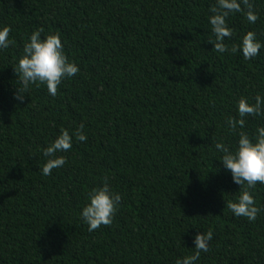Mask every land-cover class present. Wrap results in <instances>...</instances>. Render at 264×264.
Instances as JSON below:
<instances>
[{
	"label": "trees",
	"instance_id": "trees-1",
	"mask_svg": "<svg viewBox=\"0 0 264 264\" xmlns=\"http://www.w3.org/2000/svg\"><path fill=\"white\" fill-rule=\"evenodd\" d=\"M230 15L231 49L247 31L264 43V0ZM215 0H0V264H175L211 231L196 264H264V210L255 221L227 208L242 191L218 160L236 146L237 102L264 95V49L245 60L217 53L208 20ZM60 33L79 72L57 94L32 85L21 103L14 69L35 29ZM83 124L66 163L41 175L61 129ZM264 117H248L250 135ZM107 181L122 196L110 225L80 218ZM264 209V185L251 190Z\"/></svg>",
	"mask_w": 264,
	"mask_h": 264
},
{
	"label": "clouds",
	"instance_id": "clouds-1",
	"mask_svg": "<svg viewBox=\"0 0 264 264\" xmlns=\"http://www.w3.org/2000/svg\"><path fill=\"white\" fill-rule=\"evenodd\" d=\"M242 5L247 9L244 13L247 22L254 24L259 17L253 10L250 0H215V4L209 10L211 15L208 17L214 40L209 42L217 53L240 52L245 60H249L258 56L264 49V43L260 42L254 31H247L240 38L239 44L231 49L225 43L226 38L231 39L233 36V30L228 23L229 17L234 13L244 12ZM10 31L9 26H0V51L7 49L12 43L9 39ZM42 32V28L32 31L24 43L23 53L14 69L22 84V88H17L14 99L21 103L32 85H45L48 94L55 96L62 81L72 78L80 70L78 64L65 54L60 33L42 37ZM236 107L238 118L229 117L226 120L230 130L241 129L236 146L230 149L222 142H218L215 144V149L223 154L218 160L223 168L230 172L233 183L242 189L234 200L227 203V208L234 216L245 217L251 222L255 221L257 215L264 210L257 206L251 191L257 183L264 185V125L257 126L251 135L243 129L248 117H264V95L257 94L254 102L251 98L242 96ZM83 128L84 125L81 124L75 133L61 129L54 141L42 149L45 162L40 168L41 175L49 176L53 169L60 168L66 163V158L58 154L72 148L74 137L81 142L87 140ZM121 200V194L114 191L107 181L92 189L80 213V218L87 224L88 231L93 232L102 225H110ZM212 239L211 231L196 234L193 238L194 252L178 258L175 264H196L200 253L209 251V243Z\"/></svg>",
	"mask_w": 264,
	"mask_h": 264
}]
</instances>
